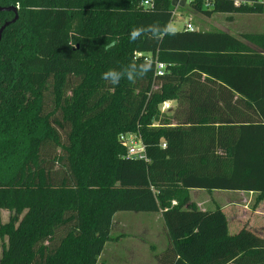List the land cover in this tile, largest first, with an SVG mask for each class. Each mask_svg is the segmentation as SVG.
Instances as JSON below:
<instances>
[{
    "label": "trees",
    "instance_id": "trees-1",
    "mask_svg": "<svg viewBox=\"0 0 264 264\" xmlns=\"http://www.w3.org/2000/svg\"><path fill=\"white\" fill-rule=\"evenodd\" d=\"M246 1L190 8L264 13ZM0 6L19 16L0 42V212L13 213L0 218V264H103L122 212L161 214L169 245L159 264H264V237L230 235L220 207L190 196L223 190L264 201V34L242 37L261 52L220 30L130 40L135 27L172 23L173 0ZM14 18L0 12V29ZM138 53L165 63V75L155 65L135 83L102 79ZM164 102L174 109L163 112ZM123 134L141 136L148 162L126 156Z\"/></svg>",
    "mask_w": 264,
    "mask_h": 264
},
{
    "label": "rangeland",
    "instance_id": "rangeland-1",
    "mask_svg": "<svg viewBox=\"0 0 264 264\" xmlns=\"http://www.w3.org/2000/svg\"><path fill=\"white\" fill-rule=\"evenodd\" d=\"M173 3L176 5L178 2L173 0ZM176 8L172 24L175 25L177 30H182L191 21L194 27H205L210 25V22H223L225 19L222 16H217L211 18V21L206 20L208 16L191 9L188 2H185L184 6ZM202 21L205 23H201ZM171 109H174L173 102ZM190 196L192 202L197 205L200 204L198 207L202 209L215 210L220 207L228 215L230 221L229 233L232 234H235L244 226L257 229L260 223L255 215L264 213V204L262 202L255 203L256 194L251 196L249 193L237 191L192 190ZM11 216H13L11 212H0L2 223H7ZM158 216L157 213L133 212H122L117 215L112 228V236L116 237V240L106 244L100 262L103 264H157L159 255L168 244L166 229L163 221L157 218ZM234 216L242 221L241 226H239V222H234L237 221L234 220Z\"/></svg>",
    "mask_w": 264,
    "mask_h": 264
},
{
    "label": "crops",
    "instance_id": "crops-1",
    "mask_svg": "<svg viewBox=\"0 0 264 264\" xmlns=\"http://www.w3.org/2000/svg\"><path fill=\"white\" fill-rule=\"evenodd\" d=\"M259 2L264 4V0H259ZM183 4L185 5V2H182V3H179V4L177 3L175 5V7H177L176 9H178L180 6H184ZM181 13H183V12H181ZM175 14H176V10H175ZM217 16L218 17L222 16V18H225L224 21L223 22H217L216 21L214 23L210 22V25H206L205 27L204 26H197V27L195 26L194 28L196 30H203V31L220 30V31L226 32V33H228V34L240 39L251 50L256 51V52H261L260 48H258L255 44H253L251 42H248L247 40H245L242 37L244 35H247V34H254V35L264 34V13H262V14H213L211 16H208L206 18V20L211 21V18H214V17H217ZM189 23L192 24V21L189 22ZM201 23L204 24L205 22L202 21ZM186 25L184 26L183 29L186 28ZM177 31H181V30H177ZM210 90H221V89H219L218 87L214 86ZM237 98L238 97H236V99ZM249 194H251V196L254 195L253 193H249ZM262 204H264V201L262 202ZM198 205H200V204H198ZM119 214L120 213H117L115 215L114 219ZM157 214L159 215L157 218L159 220H162L161 214L160 213H157ZM225 215H226V213H225ZM255 216L257 217L256 219L259 220V223H260V224H258L259 227L256 229V228H252L250 226H244L243 228H247L250 231L254 232L256 235L264 237V213H261V215H255ZM226 217H227L228 227H229L230 226V221H229L228 215H226ZM234 220H237V221H234V222H239L238 223L239 226H241L243 224L242 221L239 218H237V216H234ZM234 224H236V223H234ZM163 225H164V223H163ZM241 230H239L235 234L239 233ZM235 234L230 233V235H235ZM167 243H168L167 244V246H168L169 245V240L167 241ZM166 248L167 247H165L164 249H166ZM158 263L159 262L157 261V264Z\"/></svg>",
    "mask_w": 264,
    "mask_h": 264
},
{
    "label": "clouds",
    "instance_id": "clouds-1",
    "mask_svg": "<svg viewBox=\"0 0 264 264\" xmlns=\"http://www.w3.org/2000/svg\"><path fill=\"white\" fill-rule=\"evenodd\" d=\"M177 29L174 24L169 22L161 27L159 24H150L147 26H139L131 29L129 38L131 41L142 37H148L150 39L161 41L165 35H174ZM117 42L113 41L106 48L115 46ZM156 60L153 57H140L134 58L126 67L122 70L109 69L102 74V79L110 82L112 85H117L121 79H127L130 83H135L137 79L143 78L149 72L154 71Z\"/></svg>",
    "mask_w": 264,
    "mask_h": 264
},
{
    "label": "built area",
    "instance_id": "built-area-1",
    "mask_svg": "<svg viewBox=\"0 0 264 264\" xmlns=\"http://www.w3.org/2000/svg\"><path fill=\"white\" fill-rule=\"evenodd\" d=\"M179 3L182 2H188L191 3L192 0H175ZM252 2H248L246 0H235L234 4L236 6H241L243 4H251ZM145 6H149L150 3L148 1L144 2ZM210 6L209 0H207V5ZM175 15V14H174ZM186 30L188 31H195L196 29L191 23H188L186 25ZM145 54L138 53L137 57H143ZM149 57V56H148ZM166 70V64L163 62H156V76L157 77H163L165 75ZM171 102H164L162 105V111L167 112L171 109ZM120 142L122 146L126 149V156L129 158H135L138 160H144L146 162L149 161L147 156V150L146 146L142 141V138L140 135L137 134H123L120 136ZM163 148L166 147V144L162 145Z\"/></svg>",
    "mask_w": 264,
    "mask_h": 264
},
{
    "label": "water",
    "instance_id": "water-1",
    "mask_svg": "<svg viewBox=\"0 0 264 264\" xmlns=\"http://www.w3.org/2000/svg\"><path fill=\"white\" fill-rule=\"evenodd\" d=\"M0 12H13L15 13V18L12 21L6 22L0 29V42L2 40L3 33L7 27L15 23L18 20V7H1Z\"/></svg>",
    "mask_w": 264,
    "mask_h": 264
}]
</instances>
